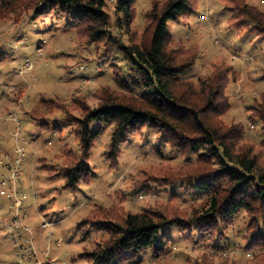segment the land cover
<instances>
[{
	"label": "rangeland",
	"instance_id": "374dc122",
	"mask_svg": "<svg viewBox=\"0 0 264 264\" xmlns=\"http://www.w3.org/2000/svg\"><path fill=\"white\" fill-rule=\"evenodd\" d=\"M245 1L264 11V0ZM105 2L114 23L116 0ZM151 2L137 1L135 26L140 34ZM233 14L222 0H195L194 13L179 22L169 21L168 31L187 46L200 48L197 65L182 78L209 74L216 61L232 65L227 87L232 108L222 119L229 125L245 126L241 143L254 147L264 164L263 125L252 118L250 111L264 95V38L231 29ZM70 22V16L50 6L39 15L29 11L20 17L10 14L0 19V264L22 261L14 237L17 230L11 227L17 217L30 228V232L21 231L24 238L19 243L26 245L32 237L41 258L48 257L53 264H89L80 255L85 248H93L104 234L90 227L84 236L79 223L94 210L138 213L151 209L185 217L208 196L193 190L191 183L178 174L195 162L198 154L182 156L150 127L139 135L128 134V140L120 145L118 168L112 170L107 153L114 123L106 122L92 124L93 131L101 129V135L89 161L90 183H81L76 193L64 189V152L69 149L78 154L80 142L73 127L61 131L42 127L31 119L30 112L43 99L56 98L71 103L78 98L97 107L100 91H123L117 80L128 81L133 74L122 52L106 51L105 44H88L78 37ZM116 33L113 31V35ZM122 38L123 43H129L127 36ZM131 89L137 94L144 92ZM47 116L54 120L61 113ZM17 159L22 164L13 178ZM173 174L177 178L174 181L162 179ZM150 176L160 178L158 183H141ZM3 182L5 187L1 186ZM247 220L242 212L223 238L205 242L195 231L180 233L177 226H167L162 231L166 234L163 239L169 236L171 241H167L164 254L156 256L149 249L136 262L127 264H264V249L252 247L244 238ZM45 223L51 226L47 228Z\"/></svg>",
	"mask_w": 264,
	"mask_h": 264
},
{
	"label": "trees",
	"instance_id": "16d2710c",
	"mask_svg": "<svg viewBox=\"0 0 264 264\" xmlns=\"http://www.w3.org/2000/svg\"><path fill=\"white\" fill-rule=\"evenodd\" d=\"M137 1L116 0L117 16L111 23L105 0H0V19L10 14L20 17L29 11L39 15L50 6L70 16L79 38L91 45L105 44L111 53L120 51L131 64L132 77L117 80L123 91L103 89L97 107L78 98L72 103L56 98L43 99L30 112L31 119L42 127L60 131L73 127L80 142L78 154L69 149L64 152V189L76 193L81 183L91 181L89 161L101 135V129L92 130L94 122L114 123L107 153L112 170L118 168L120 145L128 140V134H142L147 127L182 156L198 154L195 162L178 171L193 190L208 195L198 209L185 217L151 209L138 213L94 210L80 221L79 228L84 236L90 227L104 235L93 248H85L80 258L89 264H127L136 262L149 249L156 256L164 254L171 238L164 240L162 231L170 225L177 226L180 233L197 232L202 242L215 241L224 237L242 212L248 217L245 240L264 249V164L254 147L241 143L245 126L229 125L222 119L232 108L227 95L232 65L216 61L209 74L182 78L197 65L200 48L176 40L168 31V22L191 16L195 0H152L142 34L135 26ZM222 1L227 10H234L231 29L264 38L263 10L245 0ZM122 36L128 37V44L123 43ZM132 87L144 92L134 93ZM55 111L61 117L50 120L47 115ZM250 111L264 130V95ZM174 176L162 179L171 182L177 179ZM158 179L150 176L141 183H158Z\"/></svg>",
	"mask_w": 264,
	"mask_h": 264
},
{
	"label": "built area",
	"instance_id": "2783aa9c",
	"mask_svg": "<svg viewBox=\"0 0 264 264\" xmlns=\"http://www.w3.org/2000/svg\"><path fill=\"white\" fill-rule=\"evenodd\" d=\"M22 151V150H21ZM19 153H21L19 151ZM21 159H17V167L14 169L13 172V178L17 176L18 169L21 166ZM21 163V164H20ZM2 187H5V183L3 182L1 184ZM2 193H5L2 191ZM19 206V205H18ZM47 228L51 226L50 223H45L44 224ZM11 227L17 230L16 234L14 235L16 239V243H18V254L19 257H22V261L19 264H53L52 261L48 257H40L39 254L37 253L35 246H34V241L33 238L31 237L30 239L28 238L26 240V245L23 243H19L21 239L24 237L22 236V230H25L26 232H30V228L26 227L25 224L22 222L19 217L13 219ZM20 246V247H19Z\"/></svg>",
	"mask_w": 264,
	"mask_h": 264
}]
</instances>
